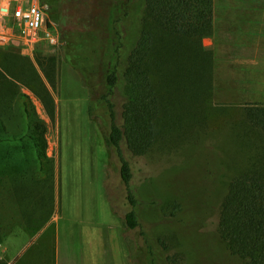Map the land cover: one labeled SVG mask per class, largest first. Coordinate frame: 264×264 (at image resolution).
<instances>
[{
    "label": "rangeland",
    "instance_id": "obj_1",
    "mask_svg": "<svg viewBox=\"0 0 264 264\" xmlns=\"http://www.w3.org/2000/svg\"><path fill=\"white\" fill-rule=\"evenodd\" d=\"M33 1L0 0V8ZM62 1L55 17L44 5L45 22L35 37L0 15V117L5 124L0 131V264H146L144 256H137L147 247L146 238L163 264H244L218 240L222 191L215 174L222 156L236 163L238 153L240 164L249 158L251 150L234 145L236 140L250 141L252 155L260 156L262 142L243 126L241 109L264 106V0H213L214 33L202 42L212 53L211 107L223 109L221 116L232 113L236 140L225 117L219 118L227 138L219 142L221 150L213 143L201 150L189 141L177 154L135 158L125 153L138 200L151 190L162 196L156 199L158 210L144 203L138 207L135 231L123 223L128 205L119 159L106 141L104 122L90 116L91 93L65 62L60 40L65 30L95 28L105 34L109 5L123 0ZM109 60L110 55L103 58L104 66ZM43 90L52 109L41 102ZM24 103L31 119L46 125L42 164L28 138ZM191 159H198L196 167L183 175Z\"/></svg>",
    "mask_w": 264,
    "mask_h": 264
},
{
    "label": "trees",
    "instance_id": "obj_2",
    "mask_svg": "<svg viewBox=\"0 0 264 264\" xmlns=\"http://www.w3.org/2000/svg\"><path fill=\"white\" fill-rule=\"evenodd\" d=\"M38 2L48 7L51 17L58 16L63 5L62 0ZM108 11L105 34L100 35L95 28L65 30L60 32V40L65 62L91 93L90 116L104 122L106 141L119 159V175L128 205L123 223L127 230L135 231L140 226L138 207L144 203L146 209L158 210L156 199L162 196L151 190L138 200L125 153L135 158H147L157 152L177 154L189 141L201 150L210 143L221 150L219 142L222 144L227 138L219 130V118L230 120L233 140L237 132L232 113L221 116L224 110H214L210 104L212 53L202 42L214 33L213 0H123L120 4L113 1ZM109 55L104 66L103 58ZM42 71L45 76L49 74L47 69ZM2 76L8 78L5 72ZM95 82L100 84L94 86ZM50 83L54 87L53 81ZM42 92L41 102L52 109L49 93ZM23 107L29 119L28 138L42 164L47 159L46 125L31 119L27 103ZM47 113L53 118L51 112ZM241 119L243 126L262 142L260 156L252 155L255 145L250 141L236 140L234 145L251 150L249 158L240 164L238 153L234 154L236 163L221 157V171L215 174L222 191L217 235L231 257L244 264H264V106L243 107ZM1 129H5V124L0 117ZM213 137L218 139L215 143ZM190 162L191 167L183 175L196 167L198 159ZM222 177L226 178L224 184ZM169 203L164 206L167 210ZM159 205L162 207L163 203ZM173 209L178 206L174 204ZM192 221L195 223V219ZM189 226L192 227L190 222ZM146 243L147 247L140 249L137 256H144L146 264H163L161 258L154 256L153 241L146 238ZM212 247L209 242L210 251Z\"/></svg>",
    "mask_w": 264,
    "mask_h": 264
},
{
    "label": "built area",
    "instance_id": "obj_3",
    "mask_svg": "<svg viewBox=\"0 0 264 264\" xmlns=\"http://www.w3.org/2000/svg\"><path fill=\"white\" fill-rule=\"evenodd\" d=\"M0 15L10 17L15 24L31 37L43 28L45 22V7L41 6L38 0L28 5L17 3L14 6L3 5L0 8Z\"/></svg>",
    "mask_w": 264,
    "mask_h": 264
},
{
    "label": "crops",
    "instance_id": "obj_4",
    "mask_svg": "<svg viewBox=\"0 0 264 264\" xmlns=\"http://www.w3.org/2000/svg\"><path fill=\"white\" fill-rule=\"evenodd\" d=\"M213 23H214V19H213Z\"/></svg>",
    "mask_w": 264,
    "mask_h": 264
}]
</instances>
